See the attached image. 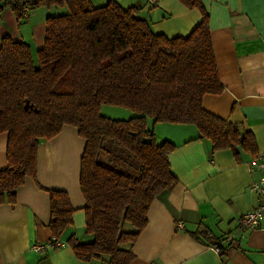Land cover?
I'll list each match as a JSON object with an SVG mask.
<instances>
[{
	"label": "trees",
	"instance_id": "obj_1",
	"mask_svg": "<svg viewBox=\"0 0 264 264\" xmlns=\"http://www.w3.org/2000/svg\"><path fill=\"white\" fill-rule=\"evenodd\" d=\"M196 9L201 22L186 37L155 34L138 17V8H121L113 0L95 7L90 0H21L30 10L67 9L45 20L43 46L4 37L0 45V134H7L6 163L0 171V204H14L16 190L36 176L41 140L64 126L84 140L79 187L84 198L85 234L91 241L66 244L77 260L129 264L131 247L147 225L155 199L177 184L168 156L174 145L157 143L155 124L195 126L213 151L229 149L257 155L255 140L236 124L202 107L205 95L222 92L202 0H178ZM16 7L0 0V13ZM103 105L124 108L126 121L100 114ZM152 127L149 128L148 123ZM52 237L72 225L74 209L64 191L47 190ZM209 237L207 231L191 235Z\"/></svg>",
	"mask_w": 264,
	"mask_h": 264
},
{
	"label": "crops",
	"instance_id": "obj_2",
	"mask_svg": "<svg viewBox=\"0 0 264 264\" xmlns=\"http://www.w3.org/2000/svg\"><path fill=\"white\" fill-rule=\"evenodd\" d=\"M90 1L95 7L108 2ZM113 1L123 9L137 7L138 17L155 34L168 39L188 36L201 22L198 10L187 9L178 0ZM202 5L209 16L222 87L220 94L205 95L202 107L250 132L256 156L264 157V0H202ZM50 10H30L18 23L12 10L4 8L0 13V45L6 36L24 42L35 58L43 46ZM152 130L157 143L174 145L168 164L177 184L150 205L147 225L131 247L134 259L129 264H264V216L258 227L238 232L240 217L256 206L249 190L258 175L250 173L252 158L241 154L238 162L229 149L213 151L211 142L199 138L192 125L155 124ZM7 140V134H0V171L7 166ZM84 145L71 126H64L52 139L40 141L35 178H27L16 190L14 204H0V264H103L77 260L69 246L35 251L52 237L47 190L64 191L74 209L72 225L59 240L91 241L85 234V202L79 187ZM178 223L183 224L182 230H176ZM202 231L209 237L196 240L191 236Z\"/></svg>",
	"mask_w": 264,
	"mask_h": 264
},
{
	"label": "built area",
	"instance_id": "obj_3",
	"mask_svg": "<svg viewBox=\"0 0 264 264\" xmlns=\"http://www.w3.org/2000/svg\"><path fill=\"white\" fill-rule=\"evenodd\" d=\"M21 0H5V2L12 6L16 7L21 15L26 16L28 15L30 9L23 4V2H20ZM248 167L250 170V173L258 174L256 178H253L250 185L249 190L252 194H254L256 198V206L255 208L242 215L238 221V232H244L249 229H254L258 227L261 219L264 216V157L263 155L255 156L251 159V161L248 163ZM183 224L178 223L176 225V230H182ZM68 245L66 243L61 242L59 239L55 237H51L49 243L44 246H36L35 251L38 253H42L45 250H56L60 248L67 247ZM213 250L218 253L219 248L215 247Z\"/></svg>",
	"mask_w": 264,
	"mask_h": 264
},
{
	"label": "rangeland",
	"instance_id": "obj_4",
	"mask_svg": "<svg viewBox=\"0 0 264 264\" xmlns=\"http://www.w3.org/2000/svg\"><path fill=\"white\" fill-rule=\"evenodd\" d=\"M104 5H102V6H104ZM65 9H66L65 7H62V8H53L52 7L50 10V14H52V16H56L54 14L64 15L67 12V10H65ZM36 10L40 11V13H45L48 9L44 8V7H39ZM100 114L103 117L109 118L111 120H117V121H126V120L130 119L131 116L132 117L135 116L131 111H129L127 109L114 107V106H110V105H103L100 109ZM151 127H152V124H151V122H149V128H151Z\"/></svg>",
	"mask_w": 264,
	"mask_h": 264
}]
</instances>
